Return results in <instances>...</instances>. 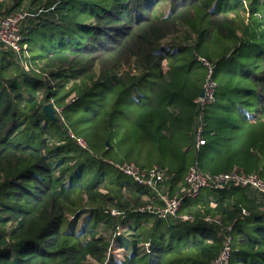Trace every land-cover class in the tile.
<instances>
[{
	"label": "trees",
	"instance_id": "trees-1",
	"mask_svg": "<svg viewBox=\"0 0 264 264\" xmlns=\"http://www.w3.org/2000/svg\"><path fill=\"white\" fill-rule=\"evenodd\" d=\"M37 1L25 9L21 55L0 50V264H113L127 219L132 252L121 264H211L228 235L229 264H264L259 189L205 188L179 217L161 219L133 211L154 194L115 167H158L169 196L190 169L264 180V0ZM19 3L0 16L23 11ZM198 58L215 83L202 113L194 99L207 68ZM100 91L88 139L77 102ZM49 102L55 119L43 111ZM146 242L148 255L138 246Z\"/></svg>",
	"mask_w": 264,
	"mask_h": 264
},
{
	"label": "built area",
	"instance_id": "built-area-1",
	"mask_svg": "<svg viewBox=\"0 0 264 264\" xmlns=\"http://www.w3.org/2000/svg\"><path fill=\"white\" fill-rule=\"evenodd\" d=\"M29 14L26 11H18L10 15L4 16L0 20V50H10L16 53L18 56L21 55L22 51L25 49V45L22 42L21 29L22 25L27 22ZM206 66L207 76L203 83V96H198L194 99V103L199 107V113H202L204 107L208 104H212L215 101L214 98V88L215 83L211 79L213 68L206 62L203 58H198V60ZM74 99V98H71ZM196 148L205 145V141L201 136V128L199 127L196 131L195 136ZM77 144L85 148V143L82 140H77ZM122 173L129 176L136 185L144 186L150 189L154 196L153 199L159 200V204L147 203L143 206L137 207L136 211L148 212L156 215L158 218L164 219L166 216L176 217L183 203L187 199H194L199 196V192L202 189L210 188L214 190H221L225 186H252L259 189L264 194V180L253 173H242L232 171L229 173H220L216 175H204L195 169H190L186 176L185 181L179 186L178 191L175 195L169 196L165 192V173L158 167H153L150 169H140L134 164H124L116 165ZM135 211V209H134ZM111 216H119L121 213L116 209L111 208L109 210ZM186 219V216H181ZM128 224L123 225L122 228L117 229V236H125L127 234ZM231 228H229V232ZM231 236L226 237L225 243L222 250L217 255V257L211 262V264H229L230 251H231ZM116 241L113 243L115 247ZM143 253L151 254L153 251V244L146 242L139 244ZM110 248L109 252L114 255V251Z\"/></svg>",
	"mask_w": 264,
	"mask_h": 264
},
{
	"label": "rangeland",
	"instance_id": "rangeland-1",
	"mask_svg": "<svg viewBox=\"0 0 264 264\" xmlns=\"http://www.w3.org/2000/svg\"><path fill=\"white\" fill-rule=\"evenodd\" d=\"M19 2H20L19 3L20 6L18 8H20V9L23 8V11H25V9H27V8H29V9L31 8L32 10H36L37 8H39V2L37 0H19ZM166 11H167V6L166 5L160 8V13H162V12L165 13ZM181 39H182V37H180L179 39H176V40H170L168 42L165 41L163 43L164 44L163 46H168V44H172V43L177 44ZM164 69H166V68L164 67ZM136 72H137V70H135V73ZM149 81L151 82L152 79H150ZM146 91H144V92H146ZM101 92L102 91H100V92H98L97 94L94 95V99L91 101V104H81V103L77 102L78 108H84V107H86V110L85 111H82L81 112L82 114H80L79 116H77V122L78 123L79 122H83V124L85 125V127H82V130H81L82 131V136H84L85 138H88V139H90L89 138L90 136H93L94 135V126L91 127L90 116L93 117V112L97 111L98 108H99V106L103 103V101H102L103 98H102ZM71 96H74V95H71ZM70 98L67 100V105L69 107V110L67 111V113H63L64 116H66V118L74 110V108L76 106L75 105L76 103L75 102H74L75 104L73 103L74 99H70ZM46 104H48V103H46ZM49 104L52 105L51 102H49ZM93 108H94V110L92 111ZM195 109L197 110L196 106H195ZM119 116L120 115H117V119L115 121V128H116L118 134L120 133V128H119V126H117L119 124V121H120ZM88 118H89V121H88ZM64 124H65V127H67V122L66 121L64 122ZM192 129H193V134L195 133V136H196V131L198 129L197 123L196 124L195 123L193 124ZM102 144L103 143L97 144V146H95V148L98 147L99 150H102ZM104 145H107V141L104 142ZM95 148H94V150H95V152H97L98 150L95 149ZM115 151L118 152L120 150H118L116 148ZM77 170L78 169H75V171H77ZM84 217L85 216L83 215L82 217H80L78 219V222H77V228L78 229L81 227V223H82V220H83ZM130 222L132 223V220L131 219H127V224L128 225L130 224ZM114 249L115 248L113 247L112 248V251H114ZM116 250H119V251H114L113 252L114 253V255H113L114 258L113 259L114 260L108 259V261L109 262H112L113 264H121V263L124 262L125 254L123 253V250L120 249V248L119 249H116ZM131 252H132V247H131ZM128 256H130V255H128Z\"/></svg>",
	"mask_w": 264,
	"mask_h": 264
},
{
	"label": "crops",
	"instance_id": "crops-1",
	"mask_svg": "<svg viewBox=\"0 0 264 264\" xmlns=\"http://www.w3.org/2000/svg\"><path fill=\"white\" fill-rule=\"evenodd\" d=\"M11 3V4H10ZM12 3H13V0H0V6L2 7L1 8V10H0V12H1V14L2 13H4L5 11H6V7L8 6H11L12 5ZM15 11H17V8H15L14 9V13H15ZM12 12V13H13ZM2 18V16H0V19ZM182 182H178V184H177V187L181 184ZM134 187H137V186H133L132 187V189H134ZM150 203H154V204H159L160 205V202H159V200H156V199H152V202H150ZM134 211V210H133ZM135 211H136V209H135ZM134 211V212H135ZM130 225H131V222H130ZM125 238H127V239H125V238H119L117 241H116V245H115V249H114V251H119V250H116V249H122L123 250V253L125 254V256L126 255H130L131 254V245L128 243V236L126 237V236H124ZM128 243V244H127ZM111 247H113V244H112V246Z\"/></svg>",
	"mask_w": 264,
	"mask_h": 264
},
{
	"label": "water",
	"instance_id": "water-1",
	"mask_svg": "<svg viewBox=\"0 0 264 264\" xmlns=\"http://www.w3.org/2000/svg\"><path fill=\"white\" fill-rule=\"evenodd\" d=\"M199 96H200V97L203 96V91H201V93H200ZM43 111H44V113H45L49 118H51V119H55V116L53 115L52 106H51L49 103H48V104H45V105L43 106Z\"/></svg>",
	"mask_w": 264,
	"mask_h": 264
}]
</instances>
